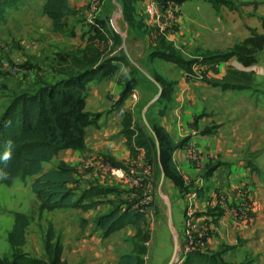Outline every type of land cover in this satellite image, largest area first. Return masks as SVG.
<instances>
[{
    "label": "crops",
    "instance_id": "crops-1",
    "mask_svg": "<svg viewBox=\"0 0 264 264\" xmlns=\"http://www.w3.org/2000/svg\"><path fill=\"white\" fill-rule=\"evenodd\" d=\"M45 1L40 0L39 5L43 7ZM88 2L68 0L70 6L81 9ZM234 2L168 0L161 4L163 8L179 10L178 18L161 32L184 59H197L191 66L190 75L176 63L151 55L152 50L148 48L143 54L146 62L141 65L139 51L148 38L147 33L137 25L126 24L121 9L115 15L117 25L124 31V35L117 32L129 61L134 59L139 63L134 65L130 61L138 71L145 72L151 86L157 87L158 98L162 101L167 99L165 94L161 96L163 83L170 87L169 91L166 89L170 105L159 114L158 125L172 141L182 142L173 151L172 159L187 189L175 185L162 168L159 180L153 174L151 189H138L148 172L143 160L144 151L131 155L121 134L123 113L136 103L131 96L136 95L137 99V84L133 94L118 103L128 80L127 67L117 61L111 73L105 74L104 68L100 69L86 84L84 110L99 113V118L96 125L85 128V149H63L44 163V169L55 167L61 161L72 166L73 186L78 195L90 186L111 188L107 194L95 197L98 202L86 210L67 206L39 213L41 219L37 229L41 226L44 233L45 223L53 225L63 247L65 264H116L122 254L131 252V238L136 232L132 224H125L105 236L95 221L115 206L126 209L131 199H135V203L130 208H139V199L147 192L153 206L147 214L151 238L145 264H171L174 257L182 264L195 252L218 255L223 264H264V50L257 62L249 66L242 65L236 57L215 63L203 59L210 51L229 50L254 30L262 32L260 20L264 12L259 13V9H264V3L238 0L243 5L250 6L248 3H251L252 9L258 5L254 13L257 16L244 13L245 20L242 21ZM140 3L135 4L138 7ZM217 6L226 9H214ZM31 7L27 10L36 12L38 9L35 4ZM133 14L136 18L140 11L135 10ZM41 16L49 32L54 33L51 19L45 13ZM68 17L70 15H65L63 22H69ZM220 17L231 21L225 22ZM88 27L79 23L75 30L82 34ZM133 31L136 34L130 42L128 33ZM88 35L85 33L82 47L87 43ZM108 42L111 44L112 40ZM189 50L197 51L191 53ZM57 65L56 62L52 67ZM225 78L230 83L241 82L248 87L224 89L207 82V79ZM144 122L151 131L149 123ZM151 133L159 154L158 141ZM115 162L126 167L122 169L123 178L112 172L113 168H118ZM252 164L259 170H253ZM155 185L156 189H153ZM193 190L198 193L194 212L199 229L188 240L184 233V216L187 195ZM194 262L197 264L196 260Z\"/></svg>",
    "mask_w": 264,
    "mask_h": 264
},
{
    "label": "trees",
    "instance_id": "trees-1",
    "mask_svg": "<svg viewBox=\"0 0 264 264\" xmlns=\"http://www.w3.org/2000/svg\"><path fill=\"white\" fill-rule=\"evenodd\" d=\"M142 1L121 0L122 16L127 23H134L132 6ZM155 1L162 4L168 0ZM43 11L51 19L52 27L56 31L65 29L63 22L65 15L78 18L82 13L81 8L70 6L68 0H46ZM136 25L143 29V32L149 36L150 42L156 45L151 55L176 63L190 75L191 66L197 59H184L157 27L146 26L140 20ZM110 26L106 17L102 18L98 25H90L82 33V37L85 33L89 34L87 43L79 49L78 53L69 57L64 56L61 61L57 62L61 67L57 69L63 76L61 79L54 83L42 81L39 87H35L32 91L13 93L2 108L0 114V185L11 184L17 177H34L30 188L39 202L40 210L52 211L67 206L86 210L98 202L94 199L95 197H101L111 190L104 186H90L78 195L77 188L73 186L75 180L72 166L61 161L55 167L44 169V163L49 162L63 149H85V128L88 125H96L99 118V113H89L84 110L86 84L93 75L103 68L105 74L111 73L117 61L125 64L128 69V80L118 103L125 100L137 84L135 73L138 69L123 52L120 34ZM260 26L262 32L254 30L229 50L210 51L203 56V59L209 63H215L236 57L244 66L254 64L260 52L264 50V17L260 20ZM109 39L112 40L111 44L108 42ZM64 63L66 66H63ZM227 80V78L207 79V82L224 89L248 87L244 83H230ZM166 87L167 84L163 83L161 96L166 94ZM151 131L158 141L159 155L166 156V159L161 162L165 175L170 177L179 188H183V178L172 159L173 151L179 148L182 142L172 141L165 129L157 124L151 125ZM121 134L125 138L131 155H136L143 150L146 153L145 157L150 158L151 155L157 153L151 135L134 118L131 110H125L123 113ZM114 164L118 168L126 169L120 163L115 162ZM251 168L259 170L254 164ZM29 223L30 219L26 214L14 213L11 229L7 233L11 253L0 255V264H65L62 259V244L51 223L46 228L42 257H32L23 250ZM95 224L102 229L105 236L125 224H132L136 229L131 238L133 248L131 252L122 254L116 264H145L147 244L151 238L146 209H132L128 206L123 210L120 206H115L105 214L99 215ZM190 255L184 259L182 264H195V260L197 264H223L219 261L218 255L199 252Z\"/></svg>",
    "mask_w": 264,
    "mask_h": 264
},
{
    "label": "rangeland",
    "instance_id": "rangeland-1",
    "mask_svg": "<svg viewBox=\"0 0 264 264\" xmlns=\"http://www.w3.org/2000/svg\"><path fill=\"white\" fill-rule=\"evenodd\" d=\"M259 2L264 3V0H259ZM39 3L40 0H0V114L11 94L28 90L32 91L35 87H39V84L42 81L54 83L63 77L57 70L61 67L57 65L56 68H53L52 65L61 61L64 56L69 57L72 54L78 53L79 49L82 47L84 37H82V34H78V31L75 30L79 23H82V25L87 24L88 26L98 25L102 17L106 16L111 25L110 27L124 35V31H121L117 25L118 22L115 16L119 10L122 9L120 5L121 0H89V2L82 7L83 12L80 17H68L67 21L69 22L65 23L64 21L66 28L62 31L54 30V33L49 32V27L46 24V21L42 20L41 15L44 14V11L42 5L40 6ZM34 4L35 6L37 5L38 9L36 12L34 10L31 12L30 10L33 8L31 6ZM248 4L250 6L243 5L242 3H239L238 0H235L234 2V7L235 9L237 8L236 11L241 13L239 15L242 21L245 20L243 18L244 13L251 12V15L257 16L254 13L255 9H258V5L255 4L252 9L251 3ZM132 7L134 9H132L133 13L135 10L140 11V16L137 14L139 17L136 16L135 19L133 18V24L127 23L124 19L126 24L134 27L139 20L146 23L142 14V3H140L138 7L136 4ZM214 9L225 11L226 7L222 6L219 8V6H217V8L215 7ZM262 11L264 12V9L260 8L259 13H262ZM86 12L87 16L85 15ZM220 19L225 22L231 21V19L227 18L224 19L220 17ZM147 24L152 26V24ZM168 24L169 21L166 26ZM141 30L143 32V29ZM134 33V31L128 33L130 36V42H133L132 37ZM139 34L142 37L144 36L141 33ZM148 42L151 43L149 36L146 41H143L141 44L142 48L139 51V54L141 55V59L139 58L140 63L146 62V58L143 57V54L147 48L148 50L156 48V45H152L153 43L149 45ZM193 51L197 50H189L191 53ZM55 53L56 56L54 57ZM133 60L130 59L134 65H139V63ZM64 64L63 66H66V64ZM67 68H69V66ZM135 77L137 82V99L136 95L131 96V99L135 100L136 103L130 106V109L127 110L133 112L134 118L143 124L154 142L155 138L144 120L149 123L150 127L153 124L158 125L159 114L164 113L170 105L168 101L169 92H166L165 94L168 100L165 99L162 101L159 97L145 108L151 99L157 95V87L155 85L151 86L144 71L139 70L135 73ZM32 78L34 80L33 82H31ZM166 88L168 89L167 91H169L170 87L167 86ZM256 90L261 91L260 88H257ZM133 92L134 90L132 91V94ZM145 154L146 153H144L143 160L148 172L146 173L144 181H142L143 185L138 189H151L152 176L153 174H156V178L159 180L162 168L161 162L166 159L165 155L161 156L157 153L151 155L150 158L145 157ZM33 179L34 177L31 176L23 178L17 177L11 184L0 185V255H8L11 253L10 245L7 242V233L11 229L15 212L24 213L30 219L26 232V243L23 246V250L32 257H42L44 255L43 241L47 224L45 223L46 226L44 233L41 226L37 229V223H40L41 219L39 216L41 210L38 206V200L35 198L30 188V183ZM156 186L157 185H155L153 189H156ZM131 189L137 188L131 187ZM180 189H187V187L184 186ZM146 195L149 196L150 194L147 192ZM128 202L130 207L135 203V199H131ZM139 203L138 207L146 209L147 214L148 210L153 206L151 198L146 199L145 202H143L142 199H139Z\"/></svg>",
    "mask_w": 264,
    "mask_h": 264
},
{
    "label": "built area",
    "instance_id": "built-area-1",
    "mask_svg": "<svg viewBox=\"0 0 264 264\" xmlns=\"http://www.w3.org/2000/svg\"><path fill=\"white\" fill-rule=\"evenodd\" d=\"M141 3L144 20H146L147 23L152 24L153 27H157L160 31L166 26L168 21L169 23L174 22L178 18L179 10L177 8H163L162 5L155 0H143ZM112 172L116 176H124V172L121 169L113 168ZM197 197L198 193L196 190L189 192L187 195L188 205L184 216V233L188 240H191L193 232L199 229V221L194 212ZM148 198L149 196L145 194L142 201L145 202ZM179 262L180 259L174 257L171 264H178Z\"/></svg>",
    "mask_w": 264,
    "mask_h": 264
},
{
    "label": "water",
    "instance_id": "water-1",
    "mask_svg": "<svg viewBox=\"0 0 264 264\" xmlns=\"http://www.w3.org/2000/svg\"><path fill=\"white\" fill-rule=\"evenodd\" d=\"M126 51V50H125ZM158 98V95H156L155 97H153V99H151V101L145 106V108H147L148 107V105L150 104V103H152L153 101H155V99H157ZM147 124V123H146Z\"/></svg>",
    "mask_w": 264,
    "mask_h": 264
}]
</instances>
